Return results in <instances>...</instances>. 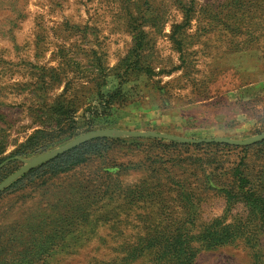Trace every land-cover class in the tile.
Segmentation results:
<instances>
[{
    "label": "rangeland",
    "instance_id": "rangeland-1",
    "mask_svg": "<svg viewBox=\"0 0 264 264\" xmlns=\"http://www.w3.org/2000/svg\"><path fill=\"white\" fill-rule=\"evenodd\" d=\"M103 130L264 134V0H0V185ZM93 140L0 191V264H264V141Z\"/></svg>",
    "mask_w": 264,
    "mask_h": 264
},
{
    "label": "water",
    "instance_id": "water-1",
    "mask_svg": "<svg viewBox=\"0 0 264 264\" xmlns=\"http://www.w3.org/2000/svg\"><path fill=\"white\" fill-rule=\"evenodd\" d=\"M115 135H126V136H134V137L166 138V139H170V140H178V141L183 142V143H189V142L218 143V144H228V145H234V146H249V145L264 141V134L257 136V137H254L252 139L246 140V141H235V140L227 139V138L190 140V139L175 138L172 136L155 134V133L142 134V133L117 132L115 130L95 131V132L88 133L82 137H79V138L71 141L70 143L66 144L65 146L60 147V148L56 149L55 151H53L49 154H46L44 156H41V157L35 159L34 161L31 162V164L28 167H26L25 169H23L22 171H20L19 173H17L13 177H11L8 181H6L2 185H0V191L4 187H6L11 181L15 180L16 178H18L19 176H21L22 174H24L26 171L30 170L31 168H34L38 165L47 163V162L65 154V153L79 147L80 145H82V144H84L90 140L100 139V138H111Z\"/></svg>",
    "mask_w": 264,
    "mask_h": 264
},
{
    "label": "trees",
    "instance_id": "trees-1",
    "mask_svg": "<svg viewBox=\"0 0 264 264\" xmlns=\"http://www.w3.org/2000/svg\"><path fill=\"white\" fill-rule=\"evenodd\" d=\"M105 142L106 140H93L83 145H80L79 147L65 153L62 156H59L58 158L52 160L51 162L43 165L39 169L31 172L28 176L33 177L37 173H39L40 170L42 169H50L55 172L70 167L71 165L81 163L90 155H97L103 153L108 148ZM259 145H264V142L260 143ZM247 184H248L247 179H240L239 188L246 187ZM250 192L251 191H246L245 194H247L248 196ZM244 199L250 200L248 199V197ZM250 202L254 203L256 202V200L255 201L251 200ZM230 203H231V199H229V196L227 195V204L229 205Z\"/></svg>",
    "mask_w": 264,
    "mask_h": 264
}]
</instances>
